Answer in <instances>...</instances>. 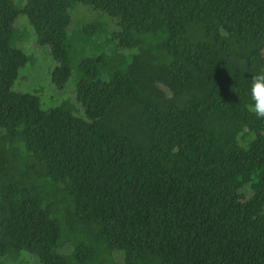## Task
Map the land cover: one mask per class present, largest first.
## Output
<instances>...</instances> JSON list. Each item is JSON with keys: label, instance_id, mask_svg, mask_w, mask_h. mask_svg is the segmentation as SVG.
I'll use <instances>...</instances> for the list:
<instances>
[{"label": "trees", "instance_id": "1", "mask_svg": "<svg viewBox=\"0 0 264 264\" xmlns=\"http://www.w3.org/2000/svg\"><path fill=\"white\" fill-rule=\"evenodd\" d=\"M260 69L264 0H0V264H264Z\"/></svg>", "mask_w": 264, "mask_h": 264}, {"label": "rangeland", "instance_id": "2", "mask_svg": "<svg viewBox=\"0 0 264 264\" xmlns=\"http://www.w3.org/2000/svg\"><path fill=\"white\" fill-rule=\"evenodd\" d=\"M83 15L88 14L84 11ZM17 27L27 29V26L25 23H22V20L17 23ZM110 27L114 29L113 25ZM112 28L110 29L112 30ZM21 47L26 50L27 55L34 58L35 65L33 68L26 67L20 70L14 90L37 94L40 97L41 107L44 110L54 108L68 98H75V90L71 78L68 79L64 88L61 90L52 87L50 84L51 78L48 71L54 66V63L46 55V52H48L46 48L38 47L33 40L22 44ZM245 194H248L247 190ZM14 264H37V262L31 255L24 253L21 255L20 261L14 262Z\"/></svg>", "mask_w": 264, "mask_h": 264}, {"label": "clouds", "instance_id": "3", "mask_svg": "<svg viewBox=\"0 0 264 264\" xmlns=\"http://www.w3.org/2000/svg\"><path fill=\"white\" fill-rule=\"evenodd\" d=\"M245 95L249 98L247 111L257 120H264V69L251 76Z\"/></svg>", "mask_w": 264, "mask_h": 264}]
</instances>
